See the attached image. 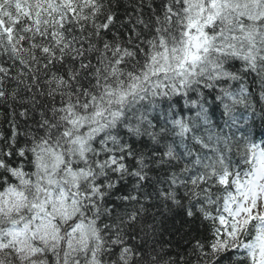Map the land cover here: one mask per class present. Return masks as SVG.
<instances>
[{
    "label": "snow or ice",
    "instance_id": "snow-or-ice-1",
    "mask_svg": "<svg viewBox=\"0 0 264 264\" xmlns=\"http://www.w3.org/2000/svg\"><path fill=\"white\" fill-rule=\"evenodd\" d=\"M264 0H0V264H264Z\"/></svg>",
    "mask_w": 264,
    "mask_h": 264
},
{
    "label": "trees",
    "instance_id": "trees-1",
    "mask_svg": "<svg viewBox=\"0 0 264 264\" xmlns=\"http://www.w3.org/2000/svg\"><path fill=\"white\" fill-rule=\"evenodd\" d=\"M256 127H258L257 129H259V127H262L261 124H260V121L258 119L256 121ZM255 132L257 133V131H255ZM256 136H257V138H260L261 137L260 134H257Z\"/></svg>",
    "mask_w": 264,
    "mask_h": 264
}]
</instances>
